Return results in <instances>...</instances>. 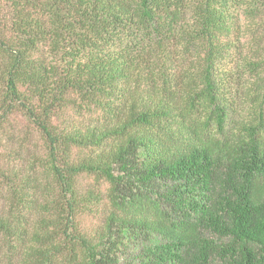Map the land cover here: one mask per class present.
Returning a JSON list of instances; mask_svg holds the SVG:
<instances>
[{"label": "trees", "instance_id": "1", "mask_svg": "<svg viewBox=\"0 0 264 264\" xmlns=\"http://www.w3.org/2000/svg\"><path fill=\"white\" fill-rule=\"evenodd\" d=\"M1 263L264 264V0H0Z\"/></svg>", "mask_w": 264, "mask_h": 264}, {"label": "rangeland", "instance_id": "2", "mask_svg": "<svg viewBox=\"0 0 264 264\" xmlns=\"http://www.w3.org/2000/svg\"><path fill=\"white\" fill-rule=\"evenodd\" d=\"M91 180H85L84 184H87ZM82 228L84 230H91L97 227L98 224H100V220L97 217H94L92 215H85L82 218H80ZM2 264V263H1Z\"/></svg>", "mask_w": 264, "mask_h": 264}]
</instances>
